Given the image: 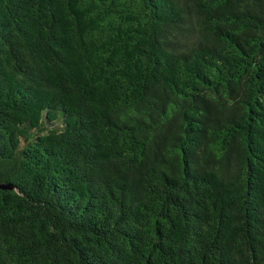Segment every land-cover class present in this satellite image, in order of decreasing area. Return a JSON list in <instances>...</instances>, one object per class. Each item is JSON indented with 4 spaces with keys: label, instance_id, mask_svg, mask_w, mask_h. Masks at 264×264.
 <instances>
[{
    "label": "trees",
    "instance_id": "obj_1",
    "mask_svg": "<svg viewBox=\"0 0 264 264\" xmlns=\"http://www.w3.org/2000/svg\"><path fill=\"white\" fill-rule=\"evenodd\" d=\"M0 264H264V0H0Z\"/></svg>",
    "mask_w": 264,
    "mask_h": 264
},
{
    "label": "water",
    "instance_id": "obj_2",
    "mask_svg": "<svg viewBox=\"0 0 264 264\" xmlns=\"http://www.w3.org/2000/svg\"><path fill=\"white\" fill-rule=\"evenodd\" d=\"M3 187H5V186H3Z\"/></svg>",
    "mask_w": 264,
    "mask_h": 264
}]
</instances>
